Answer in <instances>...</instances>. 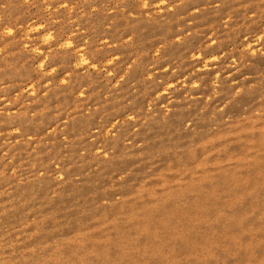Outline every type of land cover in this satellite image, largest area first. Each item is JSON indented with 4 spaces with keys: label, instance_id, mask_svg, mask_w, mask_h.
<instances>
[{
    "label": "rangeland",
    "instance_id": "rangeland-1",
    "mask_svg": "<svg viewBox=\"0 0 264 264\" xmlns=\"http://www.w3.org/2000/svg\"><path fill=\"white\" fill-rule=\"evenodd\" d=\"M0 264H264V0H0Z\"/></svg>",
    "mask_w": 264,
    "mask_h": 264
}]
</instances>
